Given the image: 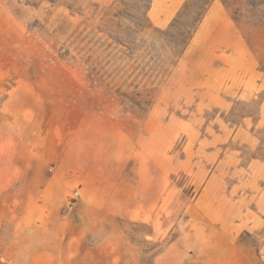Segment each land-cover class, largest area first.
Instances as JSON below:
<instances>
[{"label": "rangeland", "instance_id": "obj_1", "mask_svg": "<svg viewBox=\"0 0 264 264\" xmlns=\"http://www.w3.org/2000/svg\"><path fill=\"white\" fill-rule=\"evenodd\" d=\"M212 1L159 26L173 0H0V264H219V161H264L255 118L257 148L234 135L263 96L238 92L264 79V0H218L251 77L187 52Z\"/></svg>", "mask_w": 264, "mask_h": 264}, {"label": "crops", "instance_id": "obj_2", "mask_svg": "<svg viewBox=\"0 0 264 264\" xmlns=\"http://www.w3.org/2000/svg\"><path fill=\"white\" fill-rule=\"evenodd\" d=\"M181 1L173 0L176 4L175 8L168 2L162 5L165 13L154 15L153 24L164 26L168 22L166 14L172 10L175 12ZM156 8V2H153L149 13L154 12ZM203 29L208 31V36L203 37ZM203 40L206 45L202 53L209 66L214 67L218 59L223 74L229 75L233 70H236V73H246V77L252 74V70L245 71L244 68L232 63L234 57L237 60L247 61L249 55L241 44V35L230 25L229 15L218 0H213L209 4L193 33L186 49L187 52L200 53L196 51L199 48L194 45L197 41ZM225 84L231 85L227 78ZM238 93L239 98L247 96L248 101H253L258 93L263 94L258 102L255 117L250 114L245 115L241 125L234 130L235 138L255 149L260 145V140L253 134L250 126L255 118V125L264 131V79H255L251 83L244 81ZM241 165L243 164L240 161H219L221 178L226 177V184L224 185L222 180L220 189L222 193L225 188L227 193L221 196V211L224 220L218 227L219 239L214 244V248L218 252L219 264H264V161L252 158L246 161L243 167H240ZM229 167L236 168L230 169ZM223 171H226V174L222 173ZM230 177L235 178V181H229ZM228 182L232 184L229 185ZM208 194L212 195V192L209 190ZM253 240L258 242L256 247L253 246ZM210 252L214 253L215 250L212 249Z\"/></svg>", "mask_w": 264, "mask_h": 264}]
</instances>
